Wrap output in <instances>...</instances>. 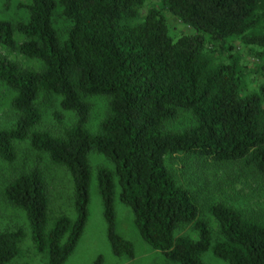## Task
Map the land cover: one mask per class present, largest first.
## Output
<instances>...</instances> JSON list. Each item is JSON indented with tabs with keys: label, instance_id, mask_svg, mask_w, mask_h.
Returning <instances> with one entry per match:
<instances>
[{
	"label": "trees",
	"instance_id": "obj_1",
	"mask_svg": "<svg viewBox=\"0 0 264 264\" xmlns=\"http://www.w3.org/2000/svg\"><path fill=\"white\" fill-rule=\"evenodd\" d=\"M28 1L26 21L0 20V45L42 67L23 69L0 56V83L13 92L9 106L16 114L13 126L0 130V160L13 162L14 144L27 141L63 167L72 182L75 219L60 216L43 234L47 196L36 166L15 176L2 196L24 213L46 264H63L85 225L90 151L113 165V172L97 171L96 184L114 256L132 258L133 252L114 232L113 175L139 237L168 261L204 264L200 256L210 250L227 264H264V211L251 220L228 207L210 206L219 233L212 240L191 193L163 164L167 155L190 154L240 163L264 182V91L241 95L242 72L229 44L264 49V0H160L161 8L150 6L140 22L135 21L144 0ZM56 6L69 23L63 39L51 22ZM161 11L194 33L172 40ZM212 53L226 62L216 63ZM39 93L57 97L60 109L76 117L60 136L33 130L40 120ZM88 96L107 100L96 134L83 127ZM180 110L191 115L193 125L181 132L164 129ZM180 225H191L197 238L176 237ZM20 236V230L0 232V264L16 255ZM91 264H103L101 257Z\"/></svg>",
	"mask_w": 264,
	"mask_h": 264
},
{
	"label": "rangeland",
	"instance_id": "obj_2",
	"mask_svg": "<svg viewBox=\"0 0 264 264\" xmlns=\"http://www.w3.org/2000/svg\"><path fill=\"white\" fill-rule=\"evenodd\" d=\"M28 4V0H0V20L12 25L26 21L28 11L25 6ZM150 6L161 8L160 0H144L135 22L143 19ZM161 14L167 34L172 40L194 33L193 29L182 24L171 14L165 11H161ZM51 22L59 37L63 39L69 23L61 16L60 8L57 6ZM13 39L17 44L23 41L17 33H14ZM229 44L233 48L232 54L238 60V70L242 72L241 95L258 93L261 89L264 91V49L243 46L238 41ZM213 48L217 51V45ZM0 56L23 69L38 71L42 67L39 61L25 59L1 45ZM212 56L216 63L226 62L223 55L212 53ZM12 96L13 92L0 83V130L10 129L16 120V114L9 106ZM58 101L55 96L39 93L36 105L40 120L34 126V131H45L53 136H60L64 129L75 123L74 114L61 110ZM84 101L89 110L83 127L89 134H96L100 122L107 114V100L102 96H88ZM55 114L59 116L57 119ZM192 125L191 115L180 110L177 117L165 122L163 127L168 131L181 132ZM14 149L13 162L6 163L0 160V232L21 231L16 244L17 253L6 264H46V253H38L35 250L24 213L4 200L2 190L15 176L27 173L36 166L41 172L47 196L46 221L43 228V234H46L58 217L64 216L70 221L75 219L72 182L63 167L53 165L46 154L33 151L27 141L15 143ZM86 161L88 167L86 222L73 251L63 264H91L97 256L101 257L103 264H176L165 259L158 251L150 249L139 237L131 211L119 201L120 189L115 175L112 178L114 232L131 244L133 256L116 257L112 254L97 192L96 173L99 169L113 172V165L104 156L92 151L87 154ZM163 164L175 182L191 193L197 207V217L206 223L212 240H218L219 233L217 223L209 213L210 206L228 207L251 220L261 218L264 211V182L259 175L242 164L214 163L190 154L167 155L163 159ZM174 234L176 237L184 236L192 240L197 238L191 225L178 226ZM200 259L204 264H227L212 255L210 250L202 253Z\"/></svg>",
	"mask_w": 264,
	"mask_h": 264
}]
</instances>
